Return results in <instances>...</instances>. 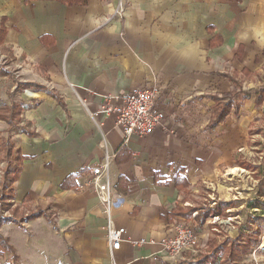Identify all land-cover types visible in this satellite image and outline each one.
Here are the masks:
<instances>
[{"label":"crops","instance_id":"1","mask_svg":"<svg viewBox=\"0 0 264 264\" xmlns=\"http://www.w3.org/2000/svg\"><path fill=\"white\" fill-rule=\"evenodd\" d=\"M118 2L0 0L2 115L23 108L13 124L0 110V139H10L20 157L13 206L22 213L0 226L7 242H0V264H188L212 237L239 234L242 221L233 229L224 223L239 216L243 197H229L240 189L225 177L239 168L253 181L264 177V99L248 93L264 87V0H127L122 17L114 16ZM234 81L241 82L235 100ZM154 82L166 130L126 140L114 115L90 116L103 95ZM223 101L231 109L214 124ZM108 152L116 153L113 221L127 238L112 251L104 207L83 186ZM178 176L187 178V192ZM219 200L238 206L207 218L196 250L172 256L162 249L177 224L196 226L198 210L188 222L172 214L177 207ZM30 213L38 214L21 219ZM141 239L147 242L134 244Z\"/></svg>","mask_w":264,"mask_h":264},{"label":"built area","instance_id":"2","mask_svg":"<svg viewBox=\"0 0 264 264\" xmlns=\"http://www.w3.org/2000/svg\"><path fill=\"white\" fill-rule=\"evenodd\" d=\"M127 8V0H119L114 11V16L122 17ZM162 89L157 82L150 85L137 87L135 91L114 95H103L100 108L90 112V116L96 119L100 115H114L116 124L123 128L125 139L132 136H148L156 128L167 129L165 124V112L156 107V100ZM85 104V100L82 99ZM116 158V153H109L103 162L98 163L92 169L91 174L85 177L83 186H90L97 193L106 217L105 232L110 246V251L119 249L125 238L126 228L119 227L113 221V211L116 204V186L110 178V168ZM174 236L162 243V249L167 254L176 256L186 250H196L199 245V237L191 224L183 223L175 226ZM135 245L147 242L145 239L133 241Z\"/></svg>","mask_w":264,"mask_h":264},{"label":"trees","instance_id":"3","mask_svg":"<svg viewBox=\"0 0 264 264\" xmlns=\"http://www.w3.org/2000/svg\"><path fill=\"white\" fill-rule=\"evenodd\" d=\"M66 1V0H64ZM69 3H74V1H71ZM3 33H1L0 30V42L3 40ZM5 71L1 70L0 68V74H4ZM235 82V89H234V100L237 96L238 87L241 86V82L234 81ZM38 87L36 84H24L20 83L19 87ZM255 91L258 93V100L264 99V87L258 88V89H252L248 91V93H252V91ZM235 102V101H234ZM231 101H223L218 104L217 107V113L215 114V120L214 124L219 123L224 119V116L230 111L231 109ZM235 106H237V103L235 102ZM4 109V105L0 103V110H1V117L4 118L2 115V110ZM23 108L14 109V115L12 118L8 119L4 118L5 120H8L9 123H14L13 118L18 117L21 110ZM0 153H3L5 155H2V158L6 161V169L3 174L2 179L0 180V226H2L5 223H8L10 221H15L17 218L20 217L21 211L14 207V183L15 179L18 175V172L20 170V157L18 155V151L15 150V144L8 138L0 139ZM176 184L178 186L179 191L187 192V178L185 176H178L176 179ZM261 186V188H260ZM264 185H259V195L252 200H249L247 203V209H255L259 208L261 209V212H255L252 213L253 219L260 220L262 223L264 221V201L262 200L264 197ZM237 201L236 200H220L216 202L215 206L211 207H177L176 210L172 214L174 215H180L187 219V221H193V214L198 210L197 216H195V231L197 232L198 229H200L204 223L206 222L207 218L213 214H216L220 217H226L230 215V213L227 211L228 208L231 207H237ZM11 207V209H10ZM8 210L11 211V213H7ZM22 214V213H21ZM38 213H30L28 216H23L21 219L30 218L32 216H36ZM251 220V221H252ZM254 222V220H253ZM264 229V226L263 228ZM262 229H256V231L251 232V227L248 223L242 224L239 227V234L236 237L227 236L226 238L219 240L217 237H212L209 241L208 250L205 253H202L198 256L196 260L188 262V264H243L242 259L244 256L250 254L255 250L260 242L261 235H263ZM1 237V236H0ZM3 242L5 246H7V242L5 239L0 238V242Z\"/></svg>","mask_w":264,"mask_h":264},{"label":"rangeland","instance_id":"4","mask_svg":"<svg viewBox=\"0 0 264 264\" xmlns=\"http://www.w3.org/2000/svg\"><path fill=\"white\" fill-rule=\"evenodd\" d=\"M5 59V58H4ZM4 59L2 58L1 60H0V62L2 63V64H0V68L1 67H3V69H5V67H6V65H4V63H3V61H4ZM2 68H1V70H3ZM3 71H5V70H3ZM263 74V78H264V72H262ZM259 79L262 81L263 79L261 78V76H259ZM5 115H8L6 112H5ZM238 171H239V175L240 176H235L237 173H238ZM233 172V174L232 175H230V176H226L225 178L227 179V181H232L233 182V184H235L236 183V181H238V186H239V189L240 190H232V191H230V194H228L229 195V197H232L233 199H240L241 197H243L242 199H241V204H242V207H240V211H241V213L239 214V216L238 217H235V216H230V217H227L226 219H225V223L224 224H227L225 227L227 228H229V229H233V224H232V222H234V220H237V221H242V223H241V225L242 224H245V223H248L249 224V226L251 227V232H254V231H256V229H262L263 228V226H264V221H263V223L260 221V220H257L256 218L255 219H253L254 220V222H253V220H252V217H253V215H251L252 213H255V212H261V209H259V208H255V209H247V203L246 202H248L249 200H252V199H255L258 195H259V189H257V187L259 188V185H264V177L263 176H261V178L259 179V182H257V180L256 181H253L251 178H249L248 176H249V174H247L246 172H241V170H240V168H239V170H235V171H232ZM262 175V174H261ZM233 176V177H232ZM229 177V178H228ZM255 183V186H253V184ZM259 184V185H258ZM258 185V186H257ZM248 188H250V189H248ZM252 188H254V189H252ZM260 188H261V186H260ZM264 189V188H263ZM236 191H238V192H240V193H237ZM206 192H209V191H206ZM205 193V192H204ZM213 193V192H212ZM209 194H211V192H209ZM235 194H237L238 195V197H233ZM207 195V194H206ZM217 198L218 199V197H219V194H217V193H215L214 195H213V198ZM208 199L207 200H205L206 202H208V201H210L211 200V197H207ZM202 199V198H201ZM200 199V200H201ZM263 201H264V197H263V199H262ZM220 201V200H219ZM218 202V201H217ZM244 203H246L245 205H243ZM215 205H216V203H215ZM214 205V206H215ZM10 209H11V207H10ZM234 212L235 211H237V209L235 208V209H232ZM10 213H11V211H10ZM217 222H215V223H218L219 224V221H218V219H215ZM252 220V221H251ZM188 222H191V221H188ZM236 223V222H235ZM237 227L239 226H241L240 224H238V223H236L235 224ZM231 227V228H230ZM262 232H263V235H261V238H260V242H259V244H258V246H257V248L255 249V250H253V252H251L250 254H248V255H246L245 256V262H246V264H257L258 263V261L259 262H261L262 261V259H264V229H262ZM255 233V232H254ZM256 257L258 258V259H260L261 258V260H256ZM264 261H262V263H263Z\"/></svg>","mask_w":264,"mask_h":264}]
</instances>
